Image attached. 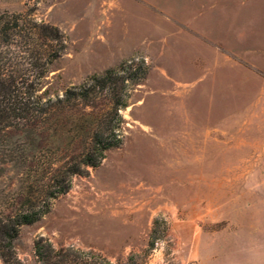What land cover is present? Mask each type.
<instances>
[{"label": "rangeland", "instance_id": "rangeland-1", "mask_svg": "<svg viewBox=\"0 0 264 264\" xmlns=\"http://www.w3.org/2000/svg\"><path fill=\"white\" fill-rule=\"evenodd\" d=\"M132 1L149 7L152 36L163 17L175 21L179 7L206 0H0V14L63 36L61 46L52 43L57 56L43 96L126 67L115 80V94L127 101L121 144L72 177L39 220L20 226L16 257L37 264L33 244L42 238L98 254L102 264H264V0H214L228 6L233 37L241 28L243 62L231 77L223 70L202 86L171 85L158 68V47L134 44ZM130 66L135 74L122 87L117 81ZM111 97L99 93L98 107ZM81 146L73 133L56 135L41 158L23 135L0 136V219L27 208V199L36 204L49 169Z\"/></svg>", "mask_w": 264, "mask_h": 264}, {"label": "trees", "instance_id": "trees-1", "mask_svg": "<svg viewBox=\"0 0 264 264\" xmlns=\"http://www.w3.org/2000/svg\"><path fill=\"white\" fill-rule=\"evenodd\" d=\"M53 42L63 44L57 28L21 15L0 14V136L8 131L23 135L27 147L37 150L41 158L46 156L42 151L53 136L73 133L82 143L81 149L70 152L58 160V167L49 169L48 183L36 204L27 199V208L0 219L3 264H21L13 249L20 226L39 220L48 212L52 200L69 191L72 177L85 176L101 163L107 150L122 142L120 110L127 107V101L115 94V80L126 67L108 69L81 85L66 88L61 95L43 96L39 93L43 78L57 56ZM131 69L128 67L126 75L118 79L122 87L135 74ZM103 91H109L112 97L99 108L97 99ZM37 141L39 147L34 146ZM33 253L37 264L103 262L100 255L91 251L55 248L42 238L34 242ZM132 261L129 258V264Z\"/></svg>", "mask_w": 264, "mask_h": 264}, {"label": "crops", "instance_id": "crops-1", "mask_svg": "<svg viewBox=\"0 0 264 264\" xmlns=\"http://www.w3.org/2000/svg\"><path fill=\"white\" fill-rule=\"evenodd\" d=\"M178 10H182L183 16L177 15L175 21L163 17L158 34L152 36L145 32L149 7L132 1L126 10L128 24L136 30L130 38L137 46L158 47L154 52L158 54V68L168 83L202 86L220 77L223 70L231 77L233 68H241L243 35L240 26H235L233 37L226 4L206 0L198 6L183 5Z\"/></svg>", "mask_w": 264, "mask_h": 264}]
</instances>
